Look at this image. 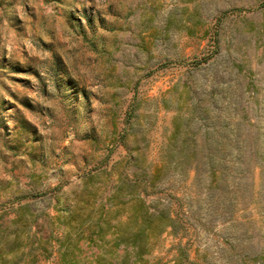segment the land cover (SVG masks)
<instances>
[{
  "label": "rangeland",
  "instance_id": "rangeland-1",
  "mask_svg": "<svg viewBox=\"0 0 264 264\" xmlns=\"http://www.w3.org/2000/svg\"><path fill=\"white\" fill-rule=\"evenodd\" d=\"M0 264H264V0H0Z\"/></svg>",
  "mask_w": 264,
  "mask_h": 264
},
{
  "label": "trees",
  "instance_id": "trees-1",
  "mask_svg": "<svg viewBox=\"0 0 264 264\" xmlns=\"http://www.w3.org/2000/svg\"><path fill=\"white\" fill-rule=\"evenodd\" d=\"M140 204H141V207H145V206H143L144 205V201H143V199H141L140 200ZM152 215V213L151 212H146L145 211V213H144V217L145 216H151ZM144 229H140L139 230V233L138 232H136V233H134V236H133V238H130V237H128V236H125L124 234H122L121 236H119L120 237V239L122 240V241H132L133 243H137V245H139V248L140 249H142L144 246V242L142 241V240H140V238L141 237H139V235H141L140 234V232H142ZM139 240V241H138Z\"/></svg>",
  "mask_w": 264,
  "mask_h": 264
}]
</instances>
